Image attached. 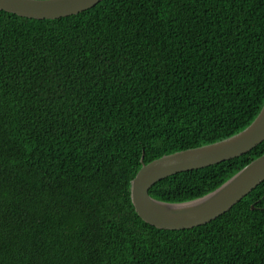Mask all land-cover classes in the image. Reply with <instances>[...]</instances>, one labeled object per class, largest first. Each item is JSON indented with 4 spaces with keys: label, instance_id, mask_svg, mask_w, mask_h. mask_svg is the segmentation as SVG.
I'll return each mask as SVG.
<instances>
[{
    "label": "trees",
    "instance_id": "obj_1",
    "mask_svg": "<svg viewBox=\"0 0 264 264\" xmlns=\"http://www.w3.org/2000/svg\"><path fill=\"white\" fill-rule=\"evenodd\" d=\"M263 105L264 0L0 9V264H264V181L175 230L143 220L130 192L143 163L230 137ZM262 154L264 140L150 194L201 197Z\"/></svg>",
    "mask_w": 264,
    "mask_h": 264
},
{
    "label": "water",
    "instance_id": "obj_2",
    "mask_svg": "<svg viewBox=\"0 0 264 264\" xmlns=\"http://www.w3.org/2000/svg\"><path fill=\"white\" fill-rule=\"evenodd\" d=\"M100 1L102 0H0V9L29 18L53 19L85 11ZM263 140L264 105L246 128L230 137L164 154L143 163L131 180L130 187L131 200L137 213L146 222L163 229H187L210 222L264 181V154L252 160L217 189L192 200H159L150 194V188L169 175L243 155Z\"/></svg>",
    "mask_w": 264,
    "mask_h": 264
}]
</instances>
